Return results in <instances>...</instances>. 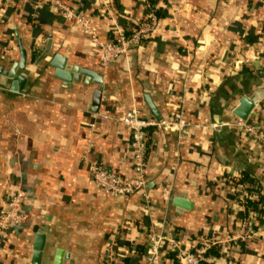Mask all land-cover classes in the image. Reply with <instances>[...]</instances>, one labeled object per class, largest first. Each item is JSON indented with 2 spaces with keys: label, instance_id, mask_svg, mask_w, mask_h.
I'll list each match as a JSON object with an SVG mask.
<instances>
[{
  "label": "crops",
  "instance_id": "obj_1",
  "mask_svg": "<svg viewBox=\"0 0 264 264\" xmlns=\"http://www.w3.org/2000/svg\"><path fill=\"white\" fill-rule=\"evenodd\" d=\"M39 1L0 0V66L8 71L26 53L16 72L23 82L0 75V206L17 189L26 194V222L0 239V264H143L152 224L162 222L184 246L235 234L241 209L226 175L248 173L264 194V98L246 120L260 138L232 126L239 99L264 87L255 74L264 67V0H152L164 12L157 32L106 71L81 26ZM60 1L82 11L103 42L113 22L130 31L147 14V0ZM48 39L50 53L35 64ZM82 70L102 79L97 111L100 85ZM181 101L190 125L180 138L148 131L146 202L94 186L84 156L131 177L130 132L120 122L131 106L159 120ZM251 225L248 242L210 252L208 264H264V212ZM157 264L177 262L163 252Z\"/></svg>",
  "mask_w": 264,
  "mask_h": 264
},
{
  "label": "built area",
  "instance_id": "obj_2",
  "mask_svg": "<svg viewBox=\"0 0 264 264\" xmlns=\"http://www.w3.org/2000/svg\"><path fill=\"white\" fill-rule=\"evenodd\" d=\"M38 4L49 6L66 20L75 21L81 26L101 52L100 67L103 71L108 70L113 62L119 58L128 60L131 49L137 48L151 40L159 28V19L154 15L153 8L147 5V14L144 18L146 21L141 20L137 22L135 24L136 27L129 34H127L124 28L113 22L110 28L111 39L103 42L98 38L96 29L84 16V13L77 10V8L70 7L60 0H40ZM103 5L105 6L106 14L111 17L112 10L106 3H103ZM120 122L130 132L129 146L132 152L131 177L125 178L117 172L105 168L99 162L89 161L87 156L83 157V161L89 166L92 183L105 194L115 198H127L138 194L146 202L148 192L145 162L148 131L153 129L164 132H175L178 138H180L182 131L190 125L184 117L183 101L176 106L171 116L159 120L143 117L140 110L133 105L121 118ZM224 125L216 124L212 128L218 129ZM232 126L244 130L255 138H260L256 134V129L246 121L237 119ZM227 183L235 191L241 210L244 209L242 204L245 199H256L255 196H249L244 191L242 185L238 184L234 186L229 180ZM25 199V192L17 189L1 204L0 239L9 230L20 227L26 222V216L22 211V204ZM256 216L255 213L250 212L245 218L239 220L238 230L235 234L230 233L222 238L204 234L193 241L190 246H184L172 236L171 232L165 230L166 226L164 222L152 224L153 228L150 229L147 236L149 251L143 264H157L160 254L163 252L171 253L177 264H208L214 261L210 255L213 248H218L222 254H226L230 246L248 242L253 236L251 222ZM113 258V246L109 243L105 249V262L111 263Z\"/></svg>",
  "mask_w": 264,
  "mask_h": 264
},
{
  "label": "water",
  "instance_id": "obj_3",
  "mask_svg": "<svg viewBox=\"0 0 264 264\" xmlns=\"http://www.w3.org/2000/svg\"><path fill=\"white\" fill-rule=\"evenodd\" d=\"M19 50H20L19 61L14 63L8 71H5L0 66L1 76L15 79L17 77L16 72L18 70H21V71L24 70L25 65H26V53L22 48H20ZM50 50H51V42L48 39L43 51L36 59L35 64H38L41 60H43L50 53ZM80 73L93 77V82L100 85V88L97 91H95L93 95V107H94V110L97 111V107L100 104L101 93H102V79L100 76H96L92 72L82 70ZM17 79L19 82H23L24 80V78H20V77H17ZM261 81L262 83H264V77L261 78ZM12 85H13L12 90L14 91L16 89L15 88L16 83L14 82ZM263 98H264V87L255 90L248 96H243L242 98L239 99L237 106L232 110L233 116L241 121H246L249 118L254 107L258 105ZM146 102L149 108L151 109V111L155 114V116L159 118L158 114L156 113L153 105L151 104L148 98H146ZM34 249H35V255H36L35 257L39 258V255L41 254L43 250V237L42 236L40 235L37 236V242L35 244Z\"/></svg>",
  "mask_w": 264,
  "mask_h": 264
},
{
  "label": "trees",
  "instance_id": "obj_4",
  "mask_svg": "<svg viewBox=\"0 0 264 264\" xmlns=\"http://www.w3.org/2000/svg\"><path fill=\"white\" fill-rule=\"evenodd\" d=\"M147 5L151 8H153V12L154 15L157 17V19H159L160 17H162L164 15V12L162 10H158L155 8V6L153 5L152 0H147ZM143 21H146L145 19H143ZM136 27V25L131 24L130 27V31H127V34L131 33V31ZM38 56V52H29V62H32L36 57ZM246 73L248 74H253V71H249L248 69H245ZM255 74L259 77L264 75V67L263 68H258L255 72ZM234 91H237V89H234ZM227 180H229L231 182L232 185H242L246 191V193L249 196H256V200H252V199H245L244 203L242 204L244 209L242 211H239L237 214V217L239 219H243L245 218L248 213L253 212L257 215V217H261L263 215L264 209V194L262 192V186L261 183L259 181H257L256 179H249L251 177L250 174L245 173L243 174V177H241L238 180H235L232 176L226 175ZM216 250H218V248H213L211 252L216 253Z\"/></svg>",
  "mask_w": 264,
  "mask_h": 264
}]
</instances>
